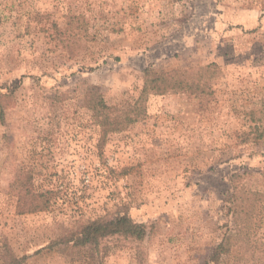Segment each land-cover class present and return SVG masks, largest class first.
Segmentation results:
<instances>
[{"label":"rangeland","instance_id":"rangeland-1","mask_svg":"<svg viewBox=\"0 0 264 264\" xmlns=\"http://www.w3.org/2000/svg\"><path fill=\"white\" fill-rule=\"evenodd\" d=\"M209 64L100 142L86 93L127 110L145 68ZM0 106V264H264V0H0ZM121 215L143 240L59 243Z\"/></svg>","mask_w":264,"mask_h":264},{"label":"trees","instance_id":"trees-1","mask_svg":"<svg viewBox=\"0 0 264 264\" xmlns=\"http://www.w3.org/2000/svg\"><path fill=\"white\" fill-rule=\"evenodd\" d=\"M214 69L216 68L213 64H209L196 72L164 71L147 67L142 71L143 84L139 95L127 110H118L108 106L97 90L86 93L84 106L91 111L95 118V124L100 129V142L103 143L108 134L121 132L138 122L146 113L145 105L149 96H159L167 93H204L206 76ZM3 108V106H0V117L3 115ZM261 117L264 118L263 107L258 110L253 121L259 122L262 120ZM17 183L19 182L17 181ZM30 187V182L20 181L19 196L22 195L19 198V213L42 211L49 205V200L52 197L51 192L36 194L31 191ZM116 235L141 241L146 236V227L143 224L133 222L126 215L113 218L105 216L79 224L75 231L61 239L59 243L70 244L72 248L79 250L86 247L95 250L102 239ZM224 246L225 244L218 246L222 254L227 252ZM8 264H22V259L9 256ZM202 264H208V261H203Z\"/></svg>","mask_w":264,"mask_h":264}]
</instances>
